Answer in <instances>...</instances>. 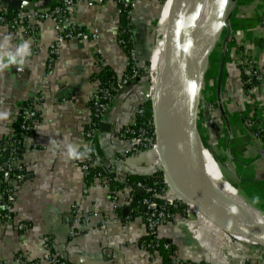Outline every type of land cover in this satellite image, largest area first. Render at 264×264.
<instances>
[{
  "label": "crops",
  "instance_id": "0c3cea01",
  "mask_svg": "<svg viewBox=\"0 0 264 264\" xmlns=\"http://www.w3.org/2000/svg\"><path fill=\"white\" fill-rule=\"evenodd\" d=\"M61 1L0 0V9L10 17L16 12L48 11ZM158 7V0H139L130 9L137 70ZM66 19L65 26L97 29L98 40L64 41L52 57L56 31L51 20L31 21L32 33L0 25V55L15 54L25 42L31 53L22 65L10 64L0 71V145L15 138L24 108L37 111L33 131L21 137L18 165L25 179L11 185L15 199L11 223L0 222V264H49L53 258L65 264H264L263 247L232 241L204 217H186L181 203L170 207L171 217L157 228L158 238L170 245L167 262L163 253L143 248L144 208L133 204L143 189L139 183L128 185V177L150 175L158 157L153 149L131 152L121 136L146 100L136 79L116 91L102 119L109 131L100 132L99 127L91 177L85 178L74 165L86 146L91 97L99 88L101 73L109 71L116 83L121 82L130 62L118 44L124 21L117 4L78 0ZM224 22L228 28L224 40L228 38L217 51L215 77L205 71L199 115L222 179L241 201L261 213L264 143L248 120L264 129V0H228ZM251 68L259 79L248 87L240 75L246 76ZM18 225L25 229L18 230Z\"/></svg>",
  "mask_w": 264,
  "mask_h": 264
},
{
  "label": "built area",
  "instance_id": "2783aa9c",
  "mask_svg": "<svg viewBox=\"0 0 264 264\" xmlns=\"http://www.w3.org/2000/svg\"><path fill=\"white\" fill-rule=\"evenodd\" d=\"M78 0H62L59 4L54 6L48 11H32L30 13L16 12L10 17L0 13V25L6 26L10 29L23 28L26 33L31 32V21H44L51 20L55 25L56 37L53 44L50 47V55L54 57L58 51L61 43L64 41H79V42H96L99 38V32L97 29L87 30L81 29L76 25H67L66 17L71 8L76 5ZM90 5H101L106 2H112L120 7L121 15L123 17L124 25L119 31L118 44L124 48L129 57V70L122 78L121 82L116 83L113 87H99L95 94L91 97L90 109L92 110L91 120L85 130L84 137L86 146L79 151L74 159V165L78 167L85 178L91 177V163H92V149L95 145V140L99 135V127L102 119L110 107L113 95L111 92H116L122 85L130 80L139 77L137 70V60L135 49L132 42V32L129 24L130 9L134 2L139 0H85ZM1 12V9H0ZM100 51H96V56L99 58ZM50 65H48V69ZM245 86H252L254 81L259 79L254 69L246 70ZM46 81V76L43 77ZM252 90L247 88V94H251ZM147 97V96H146ZM143 116V110L139 107L136 111V119ZM20 130L22 133L18 139L9 141V139L3 141L0 145V154L4 153L7 156V160L0 163V222L11 223V211L14 203V193L11 188L12 183L22 182L25 179V175L19 162V150L21 146V137L30 134L33 131L35 122L37 121V111L33 107H27L22 110L21 113ZM250 128L253 130L255 136L260 138L264 143V129L257 123H252L248 120ZM121 135L125 137L129 144V150L133 153H148L151 151L154 144H152V138L145 127L137 125V121L133 125L127 127ZM108 172H106V178H103L104 185L108 184ZM100 176V175H97ZM165 184V183H164ZM146 193L154 192V200L143 198L140 202V206L144 208V222L147 229V237L143 242V248L153 253L163 249L170 251V245L161 241L157 235L158 226L166 219L171 217L170 207L177 203L183 204V212L188 218L199 219L201 216L194 210L191 205L182 203L178 198L163 196L162 193H156L155 191L145 188L140 183L137 185ZM166 187V184H165ZM158 201V202H157ZM162 203V204H159ZM89 220V216L83 218L84 222ZM77 221H74V227ZM18 230H24L23 225L17 226ZM74 234V232H72ZM234 242H240L244 244H251L243 239L229 236ZM23 264H39L37 262H25ZM49 264H65L63 261L53 258L49 260Z\"/></svg>",
  "mask_w": 264,
  "mask_h": 264
},
{
  "label": "bare ground",
  "instance_id": "6f19581e",
  "mask_svg": "<svg viewBox=\"0 0 264 264\" xmlns=\"http://www.w3.org/2000/svg\"><path fill=\"white\" fill-rule=\"evenodd\" d=\"M226 1L198 0L192 20L188 25L187 55L191 70L194 69L198 57L204 51L212 35L218 30ZM176 20L177 8L174 0H165L157 21V36L150 51L149 61L151 65L148 71L151 80L149 97L154 103L155 123L159 130L158 142L154 144L158 157L157 165L162 166V157L163 161L167 165L169 164V170L174 179L183 187L186 186L187 172H189L195 182L209 191H214L226 205L246 217L264 222V214L255 211L253 207L247 206L241 200V202L237 201L236 196L232 195V189L224 182L213 166H209L208 159L203 154L198 140H193L195 134L193 126L187 144L183 143L179 135H174L173 141L170 140L171 136L167 139L164 135L165 128H167L165 122L168 99L175 86L176 74L184 68L182 59L185 56L184 43L178 31ZM172 49L175 50L176 58H174V52H171ZM176 143H181V150L178 154L174 152L173 158L171 149ZM172 165L173 167H171ZM206 177L209 182L204 183L203 179Z\"/></svg>",
  "mask_w": 264,
  "mask_h": 264
},
{
  "label": "water",
  "instance_id": "95a60500",
  "mask_svg": "<svg viewBox=\"0 0 264 264\" xmlns=\"http://www.w3.org/2000/svg\"><path fill=\"white\" fill-rule=\"evenodd\" d=\"M197 2L198 0H174L175 6L177 8L176 25L184 43L185 56L182 58L184 68L183 70L179 71L178 74H176L175 86L168 99L165 122L167 128H165L166 131L164 135L167 139L169 138V136H171V141L175 139L174 135H179L183 143L185 142V144L188 143L192 126L194 127L195 133L200 137L196 120L200 103L202 83L209 55L215 47V43L217 42L220 33V29L218 27V30L214 33V35H212L204 51L198 57L194 69L191 70L189 64V57L187 55V44L189 38L188 25L189 22L192 20L194 14L193 12L197 5ZM12 6L19 8V6L16 4H13ZM32 7L33 5L29 6V8ZM220 22L221 18L219 23ZM225 29L228 30L227 27H225ZM227 38L228 37L226 35L224 43L226 42ZM171 52H174V58H176L175 50L172 49ZM223 65L224 57H221L220 74L223 70ZM146 75L149 77L148 71ZM139 80V77L136 78L137 82ZM152 116L154 124L155 142H158L159 130L155 123V108L153 101ZM101 131L108 132L109 125L101 123L100 132ZM180 146L181 143H176L175 146L172 147L171 150L173 151V158L174 152H176L175 154H178L180 152ZM161 164L162 166L158 167V171L162 174L164 183L182 203L191 205L201 217H204L206 220L218 227L221 231L225 232L227 235L243 239L251 244L264 248L263 221H257L253 218L246 217L239 211L226 205L223 201H221V199H219V197L214 193V191H209L206 188L200 186L197 182H195L190 176L189 172H187L186 186L183 187L174 179L171 171L169 170V164L167 165L163 161L162 157ZM171 167H173V165ZM203 180L205 181L204 183L209 182L207 177ZM261 213L264 214V212L262 211Z\"/></svg>",
  "mask_w": 264,
  "mask_h": 264
},
{
  "label": "trees",
  "instance_id": "16d2710c",
  "mask_svg": "<svg viewBox=\"0 0 264 264\" xmlns=\"http://www.w3.org/2000/svg\"><path fill=\"white\" fill-rule=\"evenodd\" d=\"M164 1L165 0H158L159 7H158V11H157V14H156L155 17H158L159 16V13H160V10L162 8V5L164 4ZM0 13L1 14H4V12L2 10H1ZM123 25H122V27H123ZM149 32L151 34H153L154 33V29L152 30V32H151V29H150ZM150 51H151V46H148L147 51H146V54H143V57L141 59V63L138 66V74H139V78H140V80L138 81V84L139 83L140 84L141 83H146V82L149 81V77L146 75V73H147V71L149 70V67H150V61L148 62V59L150 58L149 57L150 56ZM240 79H241L242 82H244L246 80V76L241 73ZM99 81H100L99 87H113L116 84V81L114 80L112 74L109 71H104V73H101V76L99 77ZM115 93L116 92H111V94L113 95V97H114ZM139 107L143 110V116L142 117H138L136 119L137 125L142 126V127H145L147 129V131L149 133V136H151V138H152V144H154L155 143V133H154V124H153V122L151 120V117H152V107H151L150 100H144L143 103ZM20 124H21V120H19V123L17 125V134H16L15 138L9 139V141L18 139L20 137V134L22 133V131L20 130ZM125 129L126 128H124L122 130V132ZM153 150L156 151L155 150V147H153ZM208 150L212 154V151L210 149V146H208ZM212 156H213V154H212ZM213 158H214V156H213ZM6 160H7L6 154L1 153L0 154V163L4 162ZM214 160L216 161L215 158H214ZM216 163H217V161H216ZM128 181H127L128 182V185H131L132 187H135L138 183H140L145 188H149V189L155 191L156 193H162L164 191V188H165L163 176L158 171L157 168H154L153 172L150 175L133 176L132 179L128 177ZM166 196L169 197V198L176 197L174 195V193L170 189H169V193H167ZM143 198H148L149 200H154V192H152L150 194V193H146L145 190H143L142 193L140 194L139 198L133 203L135 208L140 209V207H141L140 206V202H141V200ZM159 204H162V203H159ZM159 252H161V253L164 254L163 255L164 256L163 258L166 261V257H167L168 251H165L163 249H160Z\"/></svg>",
  "mask_w": 264,
  "mask_h": 264
},
{
  "label": "rangeland",
  "instance_id": "374dc122",
  "mask_svg": "<svg viewBox=\"0 0 264 264\" xmlns=\"http://www.w3.org/2000/svg\"><path fill=\"white\" fill-rule=\"evenodd\" d=\"M165 2V1H164ZM228 2V0H227ZM227 2H226V5H227ZM226 7V6H225ZM224 14H225V9H224V13L221 17V22L219 23V29H220V33H219V36H218V39H217V42L215 43V47L213 48L212 52L210 53L209 55V58H208V61H207V67H206V71H207V74L208 76H210L211 74L215 77L216 75V68H218V65H219V54L217 53L218 50H220V45H221V42L224 40V37H225V22H224ZM159 19V16L158 17H155V19H153L152 23H150L151 25V32L152 30L154 29V33L151 34L150 32L147 34V41H145V48L143 50V53L146 54V51H147V48L148 46H151V48L153 47V44L155 42V38L157 36V21ZM151 65V64H150ZM149 70H150V67H149ZM148 70V71H149ZM214 70V71H213ZM149 73V72H148ZM212 76V77H213ZM216 80V78H215ZM140 85H142V87H140V94L143 96L144 99L146 100H150L151 102V107H152V101H151V98L149 97V93H150V86H151V80H150V77H149V81L146 82V83H141ZM212 90H213V87H212ZM147 96V97H146ZM212 104V103H209V105ZM200 108V103H199V107ZM202 116L199 115V109H198V112H197V120H196V123H197V128H198V133L201 137H200L195 133L194 134V137H193V140L194 139H197L199 144L201 145V149H202V152L203 154L207 157V161H208V164L209 166H213V168L218 172V174L222 177V174H221V171L219 169V165L216 163V161L214 160L213 156L211 155L210 151L207 149L208 148V142H207V137L205 136V132H204V123L202 121L203 118H201ZM151 120L153 122V116L151 117ZM196 137V138H195ZM202 141V143H201ZM155 147V145H154ZM153 149V148H152ZM214 160V161H213ZM215 162V163H214ZM155 168L158 169V167H160V165H156L154 166ZM223 188V186H222ZM233 191V190H232ZM167 193H169V188L168 186L166 185V187L164 188V192H163V196L164 195H167ZM232 195L233 196H236V199L237 201H240V199L238 198V196L232 192ZM241 202V201H240ZM257 205V204H256ZM264 205V204H263ZM261 206V205H260ZM264 211V209H263Z\"/></svg>",
  "mask_w": 264,
  "mask_h": 264
},
{
  "label": "clouds",
  "instance_id": "9594fccd",
  "mask_svg": "<svg viewBox=\"0 0 264 264\" xmlns=\"http://www.w3.org/2000/svg\"><path fill=\"white\" fill-rule=\"evenodd\" d=\"M30 54L31 53L29 50V44L25 42L18 47L15 54L8 52L4 55H0V71H3L10 64H21L22 65L25 61V58L29 56ZM5 60H7V62H5Z\"/></svg>",
  "mask_w": 264,
  "mask_h": 264
}]
</instances>
